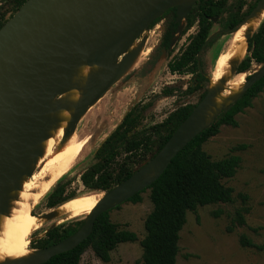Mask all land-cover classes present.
<instances>
[{"label":"rangeland","instance_id":"374dc122","mask_svg":"<svg viewBox=\"0 0 264 264\" xmlns=\"http://www.w3.org/2000/svg\"><path fill=\"white\" fill-rule=\"evenodd\" d=\"M8 2L9 0H0V15L5 14L4 18L12 13L6 12ZM177 7L184 8V5ZM158 25L157 28L152 27L142 32L140 39L135 41L133 52L142 47L145 52L148 50L147 54L142 56L138 64L132 66L127 65L130 61L128 55L118 59L117 67L120 73L73 125V153L39 201L37 212L40 214L49 210L46 207L47 198L57 185L63 184V196H72L66 201L99 191L85 188L80 181V175L96 161V150L134 105H147L138 127V130H141L164 121L172 111L181 106L198 103L200 93L190 94L187 91L191 75L171 74L167 69V62L179 51L187 37L196 32V24L183 30L182 21L169 54L157 46L164 19L160 20ZM220 32V25L214 24L210 30V38H214V43L200 55L202 68L209 82L213 62L230 36L226 34L219 38ZM259 66L251 62L249 70L242 73L243 82L244 78ZM239 76L241 75L236 73L234 79ZM235 119L236 126L221 125L218 133L202 145V149L212 160L222 159L229 154L240 157L235 174L222 179V183L232 189V200L199 207L196 213H187L186 222L179 232L175 264H264V249L242 247L239 243L240 236L245 235L257 245L264 244V93H258L251 105L238 113ZM239 145L245 147L232 150ZM125 155L121 150L117 161L120 162ZM151 160L149 154L144 157L131 156L128 168L136 172ZM241 195L247 197L245 201ZM140 196V202L127 200L107 207L110 222L116 224L119 230L135 233L137 239L118 244L110 251L108 262H102L88 245L80 257L79 264H142L140 241L145 235L144 220L152 210V203L148 189L140 193ZM215 211H220L219 216L214 217ZM239 214L242 222L238 218ZM85 218L86 216H81L56 227L62 228L73 221L84 223ZM46 230L50 229L44 228L42 237L47 233Z\"/></svg>","mask_w":264,"mask_h":264},{"label":"trees","instance_id":"16d2710c","mask_svg":"<svg viewBox=\"0 0 264 264\" xmlns=\"http://www.w3.org/2000/svg\"><path fill=\"white\" fill-rule=\"evenodd\" d=\"M25 1L9 0L6 12L12 13L7 18H4L5 14L0 15V27ZM259 1L196 0L186 15L184 30L193 26L196 21L198 22L197 30L187 38L179 52L168 61L167 68L171 74H191L187 91L189 93L200 92L199 102L208 92L206 84L209 79L202 70L203 64L198 55L205 52L213 42L208 39L209 30L213 24L211 20L220 17L222 28L226 32H232L247 18ZM224 14H226L225 17ZM161 18L166 19V26L158 44L168 52L181 21H176V7H172L155 19L148 29L152 28ZM247 49L250 51V56L247 57L248 52L237 66V74L249 70L251 62L257 65L264 63V18L248 40ZM248 78L249 75L246 76V79ZM260 92L264 93V77L222 109L208 126L193 136L171 160L163 173L146 188L149 190L152 210L144 220L145 235L140 241L142 264H175L179 232L186 222L187 213H196L199 207L232 200V189L225 186L222 179L230 178L235 174L240 157L229 154L222 159L212 160L202 149V145L218 133L221 125L236 126L235 116L249 107L253 98ZM196 106V104L181 106L171 112L164 121L141 130H138V127L146 105L132 107L96 150V161L81 173L82 185L91 190L108 191L130 177L134 173L128 168L130 157H144L149 154L153 159ZM244 147V145H239L232 150ZM121 150L126 155L118 162L117 157ZM144 190L133 195L128 201L140 202V193ZM63 194V184L57 185L48 195L46 207L54 208L62 205L66 199L72 197L71 195L63 196ZM241 198L245 201L247 197L241 195ZM36 213L40 214V212ZM219 214L220 211L213 212L214 217ZM238 218L240 222L243 221L240 214ZM82 224L81 221H73L62 228H52L32 247L44 248L53 245L74 234ZM136 239L135 233L119 230L116 224L110 222L108 211L105 210L96 218L91 234L82 243L40 264H79L80 257L88 245L92 247L94 254L102 262H108L110 251L118 244L133 242ZM239 243L242 247L264 249V244L257 245L245 235L240 236Z\"/></svg>","mask_w":264,"mask_h":264},{"label":"water","instance_id":"95a60500","mask_svg":"<svg viewBox=\"0 0 264 264\" xmlns=\"http://www.w3.org/2000/svg\"><path fill=\"white\" fill-rule=\"evenodd\" d=\"M181 1L26 0L22 4L0 27V185L19 176L15 167L24 165L22 151L38 140L29 135V132L39 128L33 120L41 114L46 98L62 92L56 78L68 76L67 70L76 62L77 55L100 67H117L118 59L124 57L131 44L140 39L142 32L155 19L176 7V19L179 21L186 17L196 0ZM263 4L264 0H260L237 27ZM178 5H184V8H178ZM252 34L248 36L247 43ZM119 73L117 67L112 75L87 85V94L75 109L72 125ZM262 77L264 63L248 79L244 78L242 92L236 99ZM209 95L208 91L151 160L149 164L154 170L153 178H142L147 164L108 191H98L103 195L79 230L53 245L32 247L39 255L35 262L15 264L44 263L54 255L77 247L91 234L96 218L109 205L127 201L146 189L192 137L209 125L198 129L200 122L196 119Z\"/></svg>","mask_w":264,"mask_h":264},{"label":"bare ground","instance_id":"6f19581e","mask_svg":"<svg viewBox=\"0 0 264 264\" xmlns=\"http://www.w3.org/2000/svg\"><path fill=\"white\" fill-rule=\"evenodd\" d=\"M187 1L190 0H182L181 3ZM263 18L264 4L230 34L228 42L218 52L208 86L210 95L196 118L200 122L198 129L208 125L242 92L243 74L234 79L236 68L248 54V36L256 31ZM135 47L134 42L124 55L125 58L127 55L130 57L128 66L138 64L148 52L142 47L133 52ZM116 70V65L100 67L86 62L78 54L76 62L67 70L68 76L56 78L62 92L44 100L41 114L33 120L39 128L29 132L38 140L22 151L24 165L15 167L19 174L17 179L0 185V264L35 262L39 255L32 245L43 236L44 228L52 229L87 216L101 199L102 193H87L41 214L36 213L39 201L73 153L75 130L71 121L76 107L87 94V85L92 81H102ZM153 176L154 170L148 164L142 178L151 179Z\"/></svg>","mask_w":264,"mask_h":264},{"label":"flooded vegetation","instance_id":"af4514ba","mask_svg":"<svg viewBox=\"0 0 264 264\" xmlns=\"http://www.w3.org/2000/svg\"><path fill=\"white\" fill-rule=\"evenodd\" d=\"M245 1H247V0H245ZM250 1H251V0H249V1H247V2H250ZM194 4H195V3H194ZM21 6H22V5H21ZM193 6H194V5H193ZM193 6H192V7H193ZM192 7H191V8H192ZM223 16L225 17L226 14H224ZM162 19H164V27H163V30H162V32H161L160 38H161V36H162V34H163V32H164L165 26H166V19H165V18H161L160 20H162ZM184 19H185V18L179 20V21H181L180 26H181V24H182V21H184ZM219 19H220V17H215V18H213V19L211 20V21L213 22L212 26H213L214 24H219V25H220L221 32H220V36H219V38H220L221 36H223V35H226V34L230 35L232 32H226V31L222 28V24H221V22H220ZM160 20H159V21H160ZM159 21H158V22H159ZM176 21H177V19H176ZM158 22H156L152 27H153V28H157V27L159 26V25H158ZM197 23H198L197 21L194 23V24H196V27H197ZM194 24H193V25H194ZM180 26H179L178 31L176 32V34H175V36H174V38H173L171 44H170V47H169L168 52L164 51V49H162V48L159 46V44H158V43H159V40H160V38H159L158 43H157V46H158L161 50H163L165 53H167V54L170 53V48H171L172 45H174L175 37H176V35H177L178 32H179ZM212 26H211V28H212ZM191 27H192V26H191ZM191 27H190V28H191ZM184 28H185V22H184ZM190 28H188V29H190ZM211 28H210V30H211ZM183 30H184V29H183ZM186 30H187V29H186ZM210 30H209L208 39H209V40H213V42H212V44H211V46H212L213 43H214V38H213V39L210 38ZM189 36H190V35H189ZM189 36H188V37H189ZM188 37H187V38H188ZM219 38H218V39H219ZM249 39H250V38H249ZM186 41H187V39H186ZM186 41H185V43H186ZM185 43H184V44H185ZM184 44H183V45H184ZM183 45H182V46H183ZM182 46H181V47H182ZM211 46H210V47H211ZM181 47H180V48H181ZM210 47H209V48H210ZM207 49H208V48H207ZM207 49H206V50H207ZM179 50H180V49H179ZM206 50H205V51H206ZM178 52H179V51H178ZM178 52H177V53H178ZM248 52H249V56H250V51L248 50ZM177 53H176V54H177ZM176 54H175V55H176ZM175 55H174V56H175ZM249 56H247V57H249ZM198 58H200V55H198ZM200 60H201V59H200ZM243 60H244V59H243ZM243 60H242V61H243ZM242 61H241V62H242ZM167 63H168V62H167ZM167 69H168V68H167ZM202 70H203V68H202ZM203 71H204V70H203ZM236 71H237V69H236ZM245 72H246V71H245ZM169 73H170V72H169ZM204 73H205V72H204ZM238 73H244V72H238ZM175 74H176V73H175ZM185 74H187V73H185ZM205 74H206V73H205ZM190 75H191V74H190ZM207 77H208V76H207ZM249 77H250V75H249ZM245 78H246V77H245ZM190 79H191V78H190ZM208 79H209V78H208ZM189 82H190V81H189ZM208 83H209V81H208ZM208 83L206 84L207 86H208ZM188 85H189V84H188ZM207 86H206V87H207ZM187 87H188V86H187ZM207 89H208V88H207ZM195 93H196V92H195ZM199 93H200V92H199ZM190 94H192V93H190ZM198 102H199V101H198ZM199 103H200V102H199ZM136 105L144 106V105H146V104H136ZM196 105H198V103H197ZM134 106H135V105H134ZM134 106H133V107H134ZM146 106H147V105H146ZM145 108H146V107H145ZM129 110H130V109H129ZM129 110H128V111H129ZM144 110H145V109H144ZM172 112H173V111H172ZM35 248H39V247H35Z\"/></svg>","mask_w":264,"mask_h":264}]
</instances>
